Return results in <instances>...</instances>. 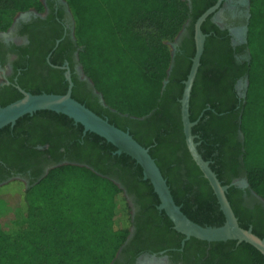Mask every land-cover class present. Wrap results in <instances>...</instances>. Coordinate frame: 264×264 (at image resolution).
I'll use <instances>...</instances> for the list:
<instances>
[{"label": "trees", "instance_id": "16d2710c", "mask_svg": "<svg viewBox=\"0 0 264 264\" xmlns=\"http://www.w3.org/2000/svg\"><path fill=\"white\" fill-rule=\"evenodd\" d=\"M66 1L75 22L79 62L101 101L74 89L73 98L129 131L149 149L175 202L190 219L202 225H222L225 215L217 196L187 148L180 103L196 49L195 22L217 0ZM30 8L42 11L44 3L0 0V30ZM250 14L242 48L248 49L249 59L242 62L235 59L226 34L218 37L224 32L214 29L217 34L208 36L210 16L204 21L207 37L192 87L190 119L196 122L192 133L199 152L228 186L227 197L239 224L264 238V218L240 208L233 197L237 188L230 186L232 177L241 171L249 187L264 199V0H251ZM185 28L181 44L172 50L169 42ZM245 74L246 97L240 98L234 86ZM66 91L67 84L45 92ZM15 92L0 107L23 96ZM30 92L43 93L37 87ZM34 117L65 124L82 136L92 151L87 160L91 167L69 163L51 169L37 182L33 179L28 187L20 179L0 185V215L6 203L18 204L14 218L37 221L35 228L19 234L0 225V264H81L88 254L105 255L102 264H110L133 224L124 188L115 180L130 191H149L150 202L157 205L160 200L153 185L143 179V168L130 155L117 153L116 146L103 137L85 132L82 124L51 110L20 117L13 130L11 125L0 129V159L13 148L20 125ZM69 159L82 161L74 156ZM149 211L158 212L154 206ZM161 216L177 235L179 246L185 235L174 229L164 210ZM190 238L201 254L208 250L219 264H264V255L247 242Z\"/></svg>", "mask_w": 264, "mask_h": 264}, {"label": "flooded vegetation", "instance_id": "af4514ba", "mask_svg": "<svg viewBox=\"0 0 264 264\" xmlns=\"http://www.w3.org/2000/svg\"><path fill=\"white\" fill-rule=\"evenodd\" d=\"M42 1L44 10L30 8L19 12L6 30H0V104L13 97L16 90L22 94L19 88L30 92L37 87L45 92L49 87L67 84L68 89V73L73 82L72 92L74 89L90 100L101 101L79 62L75 22L69 4L66 0ZM250 10L251 0H222L209 15L208 36L217 34L214 29L224 32L217 36L222 39L226 34L238 62L249 59L248 49L242 48L246 44ZM186 32V28L182 30L174 48L181 44ZM246 75L238 78L234 86L240 98L246 89ZM15 125H11L12 130ZM69 156L82 161L70 160ZM92 156L82 136L72 128L46 117H34L20 125L13 148L0 159V185L20 179L28 187L33 179L37 182L60 165L91 167L87 160ZM115 181L124 188L133 224L110 264H219L208 250L201 254L191 238L185 237L177 245V235L172 228H167L160 203L150 202L149 191H130L121 181ZM231 185L237 188L233 193L236 204L247 213L264 218V199L249 187L243 172L232 177ZM152 206L157 213L149 211ZM186 241H190L187 248Z\"/></svg>", "mask_w": 264, "mask_h": 264}, {"label": "water", "instance_id": "95a60500", "mask_svg": "<svg viewBox=\"0 0 264 264\" xmlns=\"http://www.w3.org/2000/svg\"><path fill=\"white\" fill-rule=\"evenodd\" d=\"M222 0L208 8L195 22V54L192 58V65L184 81V91L180 99L181 118L187 148L205 178L208 179L215 195L217 196L220 208L225 215L222 225H202L190 219L178 205L172 195L171 189L163 176L155 159L149 149L140 144L127 130H123L112 124L83 103L72 96L73 82L70 74H67L69 86L64 94L39 93L34 94L21 88L22 97L0 107V129L7 125H14L16 121L27 114H33L39 110H51L63 113L72 118L76 123L84 127V131H91L106 139L116 146L117 153H126L134 158L143 168L144 178L148 179L157 193L160 204L159 208L164 210L176 231L185 235L186 238L195 237L197 239L213 242L236 240L238 243L247 242L257 248L264 255V238L255 234L252 228H243L231 206L227 197L228 186L223 185L217 174L210 166V162L205 160L198 150L196 136L192 133V127L196 122L190 119V98L192 87L201 64V58L205 48L207 35L202 30L204 21L215 11ZM246 29V28H245ZM246 89L243 98L246 97L248 87V77L245 76ZM242 137V134H241ZM248 183V181H247Z\"/></svg>", "mask_w": 264, "mask_h": 264}, {"label": "rangeland", "instance_id": "374dc122", "mask_svg": "<svg viewBox=\"0 0 264 264\" xmlns=\"http://www.w3.org/2000/svg\"><path fill=\"white\" fill-rule=\"evenodd\" d=\"M178 36L174 41L169 42V46L172 50L174 49V46L177 43L176 41L178 39ZM6 204H7V208L3 211L4 214L0 215V225L2 224V226L8 227L14 234H19L24 231L31 230L37 226L36 219L14 218L16 212L18 211V207H20L18 204H16V206H13L11 203H6ZM110 251L111 250H109L108 252ZM103 256L105 255L88 254L85 260L81 264H102ZM109 258H112V254L111 257ZM109 258H107L105 261H110L111 259Z\"/></svg>", "mask_w": 264, "mask_h": 264}]
</instances>
